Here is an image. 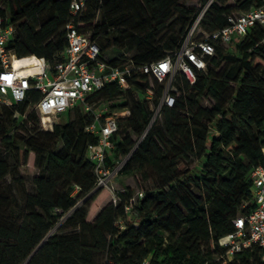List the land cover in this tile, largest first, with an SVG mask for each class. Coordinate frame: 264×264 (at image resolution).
Masks as SVG:
<instances>
[{
  "label": "trees",
  "instance_id": "trees-1",
  "mask_svg": "<svg viewBox=\"0 0 264 264\" xmlns=\"http://www.w3.org/2000/svg\"><path fill=\"white\" fill-rule=\"evenodd\" d=\"M187 1L88 0L73 19L68 1L0 0V14L17 28L9 48L19 58L53 63L67 46L66 26L74 20L104 53L108 44L122 50L110 58L112 64L131 51L135 63L148 64L181 44L202 10ZM263 4L214 0L202 26L219 29L227 25L228 14ZM254 30L236 52L217 45L195 84L179 72L176 104L164 106L162 120L149 128L152 110L145 95L152 90L157 103L166 81L139 74L127 89L108 83L89 97L109 103L112 112L129 111L118 118L108 163L128 157L119 174L154 183L130 211L134 187L124 186L117 202L107 188H97L87 155L98 139L86 130L93 112L77 106L73 118L47 131L33 110L39 92L12 107L0 106V264H143L147 258L152 264H264L258 243L232 256L219 244L235 231L234 220L256 207L250 173L264 165V47H255L262 33ZM207 97L214 100L210 107L203 104ZM31 124L25 136L18 134ZM127 128L141 137L138 143ZM192 158L196 162L190 167L186 161ZM29 159L39 170L32 191L17 169Z\"/></svg>",
  "mask_w": 264,
  "mask_h": 264
},
{
  "label": "built area",
  "instance_id": "built-area-1",
  "mask_svg": "<svg viewBox=\"0 0 264 264\" xmlns=\"http://www.w3.org/2000/svg\"><path fill=\"white\" fill-rule=\"evenodd\" d=\"M63 1H68L70 13L75 19L81 16L88 0ZM213 1L209 0L200 11L176 49L165 58L148 64L135 63L129 53L121 63L112 64L100 43L91 34L80 31L72 20L66 26L67 46L53 63L44 57L34 56L35 61L16 66L14 59L22 58L17 57L9 45L17 28L8 22V15L0 14V106L12 107L28 98L32 91L39 92L40 97L33 110L39 116L41 128L47 131L54 129L61 115L77 106L93 112L95 120L86 126V130L98 139L97 143L89 144L87 155L94 163L97 188L110 189L113 201L117 202V193L123 189L113 190L111 182L119 175L128 157L112 166L108 163V156L114 147V136L120 129L118 118L128 115L129 111L112 112L109 103L97 104L98 101H90L89 97L108 83L116 82L127 89L139 74H151L160 82L166 81L157 103L152 90L145 95L152 110L149 128L161 116L164 106L173 107L176 104L174 83L177 74L181 72L191 84H195L198 73L206 72L212 63L217 45L236 52L242 40L255 32L256 27L258 30L254 34L261 31L262 36L255 47H264V4L246 12L228 14L227 25L209 30L202 26V20ZM255 47L248 51L252 52ZM250 177L256 207L249 215L237 217L234 220L235 231L219 239V244L228 248L230 256L252 243H258L264 249V165L254 168ZM142 196L143 192H138L126 207L127 211ZM119 224L124 227L123 221ZM143 264L152 263L147 258Z\"/></svg>",
  "mask_w": 264,
  "mask_h": 264
},
{
  "label": "rangeland",
  "instance_id": "rangeland-1",
  "mask_svg": "<svg viewBox=\"0 0 264 264\" xmlns=\"http://www.w3.org/2000/svg\"><path fill=\"white\" fill-rule=\"evenodd\" d=\"M187 5L191 6V7H195V9H203L205 4H203L201 2V0H189L186 2ZM101 14L98 16V22L101 21ZM108 41L105 39V43H107ZM108 49H107V56L108 57H119L122 54V50L115 48L112 44H108ZM134 52L131 51L129 55H133ZM143 98V96H142ZM128 100H121L118 103H126ZM214 103V100L211 97H207L205 98L203 104L205 106L210 107L212 104ZM120 110H115L114 112L118 113ZM75 115V111L74 109H71L70 111L64 113L63 115H61L59 117V119L57 120L58 123H66L68 122L71 118H73ZM162 120V117H159L158 120L156 122H160ZM154 122V123H156ZM41 126V124H40ZM34 127V125H22L19 130H18V134L20 136H25L30 129H32ZM127 132H131V130H129V128H127L126 130ZM132 137L136 140V142L138 143L140 141L141 137L136 136L134 133H132ZM196 162L195 158H192V160L186 161V164L189 165L190 167H192L194 165V163ZM18 172L22 175H24L27 179L28 182V188L29 190L32 191V185H31V181H32V177L35 176L39 170L34 166L33 162L29 159V162L26 163L25 165H20L18 166ZM126 185H130L132 187H134L136 189V194L138 192H145L147 189H150L154 186V183L152 181H148V182H143L139 177L136 176H124V175H117L111 182V188L113 190H117V189H122L124 186ZM108 189V188H107ZM110 192L111 190L108 189ZM112 194V192H111ZM109 200V198H108ZM65 217H63L60 222L58 227H60L64 221ZM57 230V229H56ZM55 231V229H54ZM53 231V232H54Z\"/></svg>",
  "mask_w": 264,
  "mask_h": 264
},
{
  "label": "bare ground",
  "instance_id": "bare-ground-1",
  "mask_svg": "<svg viewBox=\"0 0 264 264\" xmlns=\"http://www.w3.org/2000/svg\"><path fill=\"white\" fill-rule=\"evenodd\" d=\"M35 60L36 58L34 56H25V57H22V59L15 58L14 63L16 66H18V65H21L22 63H30Z\"/></svg>",
  "mask_w": 264,
  "mask_h": 264
}]
</instances>
